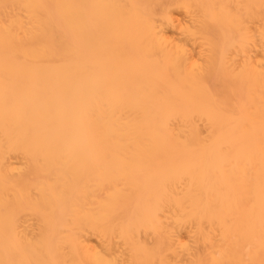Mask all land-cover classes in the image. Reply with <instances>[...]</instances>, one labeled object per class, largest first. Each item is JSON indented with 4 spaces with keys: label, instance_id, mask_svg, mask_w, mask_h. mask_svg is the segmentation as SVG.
I'll list each match as a JSON object with an SVG mask.
<instances>
[{
    "label": "bare ground",
    "instance_id": "bare-ground-1",
    "mask_svg": "<svg viewBox=\"0 0 264 264\" xmlns=\"http://www.w3.org/2000/svg\"><path fill=\"white\" fill-rule=\"evenodd\" d=\"M0 264H264V0H0Z\"/></svg>",
    "mask_w": 264,
    "mask_h": 264
}]
</instances>
